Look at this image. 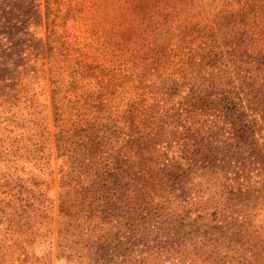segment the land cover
I'll return each mask as SVG.
<instances>
[{"label": "rangeland", "instance_id": "374dc122", "mask_svg": "<svg viewBox=\"0 0 264 264\" xmlns=\"http://www.w3.org/2000/svg\"><path fill=\"white\" fill-rule=\"evenodd\" d=\"M14 114L48 128L51 159L0 166L35 181L0 194L35 204L28 232L0 235V264H228L231 236L264 250V0H0V117ZM92 135L95 158L121 153L123 189L79 160ZM185 179L204 203L175 214ZM167 233L202 256L169 254Z\"/></svg>", "mask_w": 264, "mask_h": 264}, {"label": "trees", "instance_id": "16d2710c", "mask_svg": "<svg viewBox=\"0 0 264 264\" xmlns=\"http://www.w3.org/2000/svg\"><path fill=\"white\" fill-rule=\"evenodd\" d=\"M57 109L59 108L57 107ZM19 112H24V111L19 110ZM101 118L112 119V115H108L104 117L101 116ZM28 123H29V120L23 114L21 115L14 114L12 117H0V166L4 165V163H7V165H11L12 164L11 162L17 161V160H28L30 162H36V165L42 171H45V169L48 167L49 161L51 159V153H50L51 136L49 134V130L46 126L42 124L41 121H37L35 123L36 130H34L33 127H30ZM84 123H87V125H90V126L92 124L93 127L95 126V124H93L94 122H92L90 119L84 121ZM235 123L236 124H234L235 126L234 130L236 132H240V128H243V127H240V124L242 122L238 123V121H236ZM242 130L243 132L246 131L245 128ZM66 131L68 130L63 129L60 132L62 135L61 138H63V136L66 135ZM69 134L70 135L66 136L68 141H70L75 135V134L71 135L72 133H69ZM112 134L115 136V138L117 139L120 138V132L114 131ZM92 136H93V140L98 143L95 145L96 142H93V147L94 146L97 147V145L99 146L95 148L94 150H92V152L94 153L93 155H88L85 152L81 153L79 156V160L84 164L88 161L87 158L94 160V165H93V167L95 166L94 176L97 179L105 180V181L110 180L111 182L115 183L116 185L120 187L125 186L123 185V182H124L123 177L125 173L123 169H124L125 161L122 159L121 153L120 152L111 153L112 155L108 156L107 159L95 158V156H97L98 154L97 151L99 150V148L102 147V145L100 144V141H98L97 138H95L97 136L95 135H92ZM109 150H114V149H109ZM85 165L88 167L87 163ZM172 173H175L177 175L179 171L177 168H174V170L170 173V176H172ZM1 175L2 177H0V194L3 191H5V189L15 190L13 192L17 191L16 193L18 194L19 193L21 194V192H23L22 194L26 192L31 193V189L28 187V184L29 182L31 183V185L35 184V181H27V179L21 176H16V175L9 176V175H6L5 173H1ZM186 182L187 181L185 179L184 183L182 184V186L184 187L182 191L183 196L182 195L178 196L180 197V201L176 202V205H178L177 207H180V208L174 209L175 214H177L176 210L184 211L185 207L190 206L189 204H191L190 210H192L195 208L194 206L203 205L204 203L202 202V199H191L190 197L191 192L189 190H185V189H189L186 186ZM121 188L123 189V187ZM23 198L24 196H21L20 200L26 202ZM189 200H192V201H189ZM33 205L35 206V204ZM33 205L29 204L28 206L23 207L16 211L12 209L13 210L12 212V210L8 211L9 209H11V205L5 204L0 199V235H2V233H5L7 235L11 230L17 231L18 229L19 230L21 229V231L24 230L25 232H28V229L26 227H27V224L31 223L30 218L29 217L24 218L23 215L25 214L27 210L33 209L34 208ZM70 209H71V206L67 205L66 203L65 205L62 206L63 211H69ZM82 210L85 211V208L83 207ZM27 213L30 214V212H27ZM166 215L170 217L171 213L163 214V216H166ZM64 224L65 226L63 227V231L68 232L69 223L64 222L63 225ZM78 224L79 223L72 224L71 228L75 230L78 229L80 227ZM105 224H106V217H104V214L99 216L98 222L94 224L93 234H95L96 230L98 231L99 229L104 230V233L99 235L97 239L95 240V243L97 246H102L103 244L110 242V229H108L105 226ZM3 226H5L6 228V229L4 228L5 231L3 229ZM84 230L85 228L81 230L83 231L81 232V235L84 237V239L87 242H90V240H88V238L85 236ZM170 231L176 235V238L185 237L184 232L186 231L183 229L175 230V231L170 230ZM169 234L170 233H167V236L169 237V241L166 242V248L169 254L172 255L173 253H176L182 256L183 258H186L187 255L189 254L193 256H202L200 255L199 252L191 253L190 247H188L187 245L181 244L183 242H180L179 244L176 243L177 240L176 241L174 240L175 235L170 236ZM1 240L2 238L0 237V241ZM229 241L230 243H229L228 249L235 256L224 257L225 263L234 264L232 262H235V264H244V263H248L247 260L248 261L250 260V263H251L252 261L255 262V259L259 258L260 256L261 258L264 257L263 248L257 251L256 247L251 245L250 248L248 247V251H247V248L246 249L244 248V244H242L235 237L233 236L229 237ZM234 243L237 244V248H235V251L232 248L233 246H231ZM91 245L92 244H89V246ZM2 249H6V250L2 252ZM7 250L10 251V253ZM11 252L12 250L9 247H6L0 243V261L6 259L11 254ZM167 260L168 259H163L161 255L155 256V264H163Z\"/></svg>", "mask_w": 264, "mask_h": 264}]
</instances>
